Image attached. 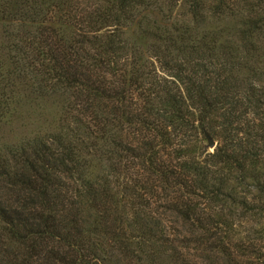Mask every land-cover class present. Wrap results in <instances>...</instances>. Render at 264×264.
<instances>
[{"label":"trees","instance_id":"trees-1","mask_svg":"<svg viewBox=\"0 0 264 264\" xmlns=\"http://www.w3.org/2000/svg\"><path fill=\"white\" fill-rule=\"evenodd\" d=\"M130 1L112 2L117 12L98 16V21H111V28L91 35L80 29L76 40L73 38L69 44L62 38L64 47L55 49L57 80L54 85L78 99L79 111H86L89 118L86 141L77 138L78 153L77 147L72 146L68 139L72 136L66 131L73 132L69 126L62 125L60 136L54 139L61 151L44 153L33 148L34 159L24 157V151L20 152L19 156L23 159L21 169L26 174L23 178H17L16 172L11 171L15 164L11 165L0 155V176L12 186H26L31 194L29 201H25L20 209L0 207V219L10 226L8 233L11 239L25 248L19 264H29L28 258L33 256H39L49 264L89 263L84 252L92 253L95 246L83 248L79 210H73V200L63 195L69 207L66 215L57 219L48 187L55 180L56 173H62L71 184L58 185L66 192L69 186H75L74 189L69 188L75 196L84 192L90 200L89 207L99 214L107 209L109 178L117 170L113 168L110 171L111 165H114L111 160L115 150L119 152L118 148L125 151L122 157L127 161L124 163L126 169L141 166L149 174L148 178L152 175L154 180L157 178L165 185L156 184L155 188H170L172 185L168 183V177L172 176L176 181L174 185L180 184L186 189L183 191L185 201L177 196L173 197L171 204L176 208L179 206L183 217L201 229L199 238L202 241L209 240L211 244L217 241L216 246H225L224 239L230 243L226 234H222L220 229L217 232L218 227L206 228L200 220V211L193 207V199H202L204 193L207 195L203 199L209 201L224 196L231 198L230 179L237 185L251 186L252 192L243 191L249 201L239 198L233 199V202L239 205L241 214L257 218V224L262 225L257 233L264 235V65L256 60L258 56L255 53L262 50L264 54L259 43V38L264 37V9L246 0L242 3L219 0L213 13L222 15L236 10L239 15L237 23L218 31L205 32L199 39L188 36L187 41L184 39L187 27L182 31L183 22L181 25L171 21L152 29H141L140 21H136L135 25L141 29L140 35L152 39L148 52L159 63L162 75L153 62L148 61L140 45L124 34L123 28H130L128 23L137 17L135 11V14L125 11ZM153 2L165 4L169 12L167 15L175 6L174 0ZM200 2L195 0L190 5L192 21H202ZM179 31L183 34L177 33ZM179 85H183L182 92ZM133 92L137 98H134ZM192 110L198 113L199 128H202L200 131L204 136L219 138L215 150L211 153L204 151L206 153L199 161L185 156L182 152L186 149H181V145L193 139L197 132V126H193L189 119L194 115ZM211 122H214L212 127ZM124 125L141 135V145L133 147L124 141L125 136L121 132ZM216 127L218 130H215ZM163 144L176 146L171 147L175 164L169 168L157 155V146ZM83 149L87 150L84 158ZM87 156L98 161L94 172L90 170ZM106 161L110 163L108 169ZM147 163L149 166L144 167ZM226 167L230 177L221 170ZM178 189L174 193L179 192ZM95 220L97 216L92 222L95 225L93 230L97 229ZM103 220L104 217L98 219L99 224ZM141 228L143 231L138 229L141 237L154 234L152 228ZM103 232L117 233L115 228L104 229ZM119 234H124L122 229H119ZM158 236L166 239L162 231ZM55 238L59 243L56 249L45 247L47 241ZM231 245L239 255L243 252L258 253L252 243L238 241ZM9 255L13 258L10 259L11 264H16L12 262L17 260L16 253ZM97 262V259L93 261L94 264Z\"/></svg>","mask_w":264,"mask_h":264},{"label":"rangeland","instance_id":"rangeland-1","mask_svg":"<svg viewBox=\"0 0 264 264\" xmlns=\"http://www.w3.org/2000/svg\"><path fill=\"white\" fill-rule=\"evenodd\" d=\"M116 1L118 0H0V155L11 165L15 164L11 171L16 172L17 178L26 176L21 169L23 159L19 156L20 152L24 151L26 154L24 157L30 156L34 159L33 148L44 153L61 151L54 139L60 136L62 125L69 126L73 132L66 131L72 136L68 139L72 146L77 147V153L79 151L77 138L86 141V126L90 125L88 114L86 111L83 113L79 111L78 99H74L71 94L63 93L54 85L57 80L55 49L64 47L62 38L71 44L73 38L77 39L80 29L91 35L100 34L111 28L110 25L113 24L111 21H98V16L116 13V5L114 7L111 5ZM194 1L174 0L175 6L170 15H167L169 12L165 4L154 3L153 0H131L125 7L126 12L137 13L136 19L128 23L131 25L130 28L126 26L123 28L125 36L140 45L146 52V58L153 62L159 74L164 75L158 69L159 63L152 57L150 51L148 52L152 39L141 36V29H152L171 21L181 25L183 22L182 31L187 27L184 35L187 41L188 36L191 38L197 36L199 39L202 34H206L205 32L228 28L238 21L239 15L236 10L232 13L224 12L222 15L213 13L219 0H201L199 12L202 21H192L190 5ZM241 1L229 0L230 3H242ZM246 1L264 9V0ZM136 21H140L141 29L135 25ZM180 32L177 33L182 35ZM259 43L264 49V37L259 38ZM255 53L258 56L256 60L264 65L263 51ZM106 76L110 78L109 75ZM179 88L182 92L183 85H179ZM133 94L134 98H137L134 92ZM192 112L194 115L189 116V119L193 126H197L198 133L194 134L193 139H188V142L181 145V149H186L182 152L185 156L194 157L199 161L203 154L215 150L219 138L204 136L200 131L202 128H199L198 113L193 110ZM210 126H214V122H211ZM215 130H218L217 127ZM121 132L122 136H125L124 141L133 147L141 145V135L132 128L124 125ZM208 140H212L213 146H209ZM163 145L157 146V155L169 168L175 164L172 148L176 146ZM118 150L119 152L115 150L116 154L112 156L111 164L114 165H111L110 171L113 168L117 170L113 172L114 176L109 178L111 183L107 194L112 203L108 201L107 209L99 214L89 207L91 203L84 192L80 196H75L69 189H74L75 186L67 187V192L61 187L63 183L71 184L62 173H56L55 180L48 187L55 203L54 214L57 219L66 215L69 207V203L63 200V195L73 200L71 205L73 210H79L83 248L95 246L92 253L84 252L87 261L89 260L88 264H92L95 259L99 261L96 264H264V235L257 233L262 225L257 224V218L249 217L247 213L241 214L239 205L233 202V199L239 198L248 200L243 191L252 192L251 186L237 185L230 179L228 185L231 198L224 196L209 201L203 199L207 193L202 195V199L192 198L194 209L200 211L202 224L206 228L218 227L217 232L220 229L230 240L228 243L223 238L225 246L221 244L216 246L217 241L214 244L209 240L202 241L199 238L201 229L183 217L179 206L176 208L171 204L173 197L177 196L185 201L183 191L186 189L180 184L174 185L175 177H168V183L172 185L170 188L167 187L166 190L155 188L156 184L162 187L165 185L157 178L154 180L152 175L148 178L149 174L141 166L126 169L124 163L127 161L122 157L125 151H120L119 148ZM86 151L84 149L82 151L83 158ZM12 156L15 159H12ZM86 159H90V170L94 172L98 167V161L90 156ZM148 164H144V167L149 166ZM109 165L110 163L106 161V169ZM221 170L230 177L227 167ZM177 188H180L179 192L174 193ZM248 196L250 198V195ZM29 197L31 194L26 186L19 184L12 186L6 178L0 176V207L7 210L20 209L25 201H29ZM96 216L97 229L93 230L95 225L92 222ZM101 217L105 220L99 224L98 219ZM141 226L152 228L154 234L141 237V231L138 230L143 231ZM108 228H115L117 233L112 235L103 232ZM119 229H122L123 235L119 234ZM9 230L10 226L0 219V264H11L12 255H9L11 252L17 255V260L12 262L19 264L25 248L11 239ZM160 231L164 238H168L167 241L158 236ZM251 238L255 239L247 240ZM57 241L58 238L47 241L45 247L56 249L59 244ZM238 241L252 243L258 253L243 252L239 255L238 250L231 245ZM62 247L65 250V246ZM38 257L28 258V263L49 264Z\"/></svg>","mask_w":264,"mask_h":264},{"label":"water","instance_id":"water-1","mask_svg":"<svg viewBox=\"0 0 264 264\" xmlns=\"http://www.w3.org/2000/svg\"><path fill=\"white\" fill-rule=\"evenodd\" d=\"M208 144H209V146H213L212 140H208Z\"/></svg>","mask_w":264,"mask_h":264}]
</instances>
